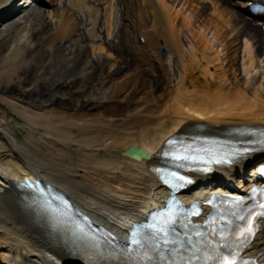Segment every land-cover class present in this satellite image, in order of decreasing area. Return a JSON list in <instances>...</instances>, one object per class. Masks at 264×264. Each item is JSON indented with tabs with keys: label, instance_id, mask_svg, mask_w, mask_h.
Segmentation results:
<instances>
[{
	"label": "bare ground",
	"instance_id": "bare-ground-1",
	"mask_svg": "<svg viewBox=\"0 0 264 264\" xmlns=\"http://www.w3.org/2000/svg\"><path fill=\"white\" fill-rule=\"evenodd\" d=\"M53 1L46 0L50 6L53 5ZM91 1L93 3H90V0H71L74 9L70 10L74 16L75 13L84 11V14L80 13L82 18L84 16L90 18V23L85 24L88 36L93 35L101 19L99 15L102 8L94 5L96 0ZM166 1L121 0L126 10H132L129 4L135 2L136 21L142 24L144 20L141 18H148L151 28L146 32L138 30L134 50L128 48L126 43L129 34L126 24L122 25L123 32L121 30L112 32L109 38L111 42L107 43L108 50L123 56L121 59L120 56L116 57V63L108 65L106 70H103L100 61H95L84 49L67 52L64 47V49H55L56 52L51 56L48 53L50 49H48V54L46 49H44L45 52H39L40 47L53 46L55 42L59 43V40L72 34V28L74 29L76 25L68 24L72 21L69 16L70 12L67 15L56 11L55 13H59L56 15L55 27H51V30L43 36L36 26V29L33 28L34 32H28L29 37L27 36L26 41H29V45L35 44V49L29 46L27 49L25 41L17 45L16 38L20 33H17L15 37L14 35L18 32L21 22H26L28 19L34 22L40 17V11L35 10L39 7L27 5L28 1L23 4L16 0L0 2V36L7 34L6 37L2 35L4 38H0V54L10 51L13 43L15 44L14 52L7 57L4 56L3 65L0 63V79L3 76L2 78L8 80V83L12 80L16 81L10 90L8 86L6 87L5 93L9 92L10 96L15 95L21 102L29 101V103L39 104L40 101L41 105L46 103L49 106L51 102L55 110L73 111L76 104H80L77 107L78 112L87 106L89 109L92 107L95 113H92L94 118H91L95 119L93 121L99 120L98 124L95 122L96 126L93 124L94 127L86 126V124L81 126L79 124V122L82 123L81 120L74 121L75 125L74 123L69 125L67 121L71 117L61 116L52 122L54 114L47 116V121L52 122L50 126H45L47 131L50 130V134L57 140V143L66 145L64 146L66 148H63L67 151L57 149L58 144L53 141L51 143L54 146L51 149H54H50V154H43L47 158L46 161L45 156L42 158L40 154L39 159L36 160L30 157L32 151L30 152L28 148L18 147L6 133V124L0 118V136L11 146L13 149H11V154L15 158L13 162L11 160L3 162L2 155L7 147L5 149V145L0 144V150L3 151V153L0 152V264H77L75 258L70 256L74 247L70 243H66V247L60 244L59 239L64 235L52 232L47 221L36 216L31 208L27 209L22 204L23 202L16 194L15 184L23 177L30 180H33L35 176L42 177L67 192L79 208L93 215L98 222L114 230L115 233L124 234L125 229L132 222L144 218L148 210L154 208L161 198L163 189L157 182L152 167L158 163L157 154L170 136L181 133L219 136L237 128L244 129L250 126L264 131V71H261L263 82L258 84L259 89L256 83L255 89H257H251L253 91L250 93L245 90L253 86L256 73L253 74V78L245 79L246 82L242 83L245 85L244 89L231 84V76L222 66L218 54H212L213 41L219 40L221 42L218 46L222 45L224 40L221 36L225 32L224 28L229 24L233 25L232 31L238 30L240 34L242 33L245 37L250 36L253 40L255 53L249 48L251 42L248 43V40L243 39L244 50L247 52L245 53L247 64L246 66H244L245 63L241 64L242 71L243 75L245 72L246 76L250 77L249 68H253L255 58L264 46L263 30L259 25L247 19L243 13L238 12V9L241 11L242 9L237 7L234 0H216V4L212 0H176L174 2H179L177 5L180 9L178 10H174V8L177 9L176 5L171 7ZM206 1L211 4L212 9V19L210 18L208 26L206 25L212 27L208 34L211 36L210 39L207 38L208 35H205L207 34L206 29L204 31L200 29V32L192 31L194 29H190L189 24L193 16H199L196 14H200L203 9V7L199 9V5L195 3L202 4ZM101 2L106 3V0ZM226 7L230 9L229 12ZM112 8L108 7L105 13L102 12L105 23L109 17L111 18ZM191 14L193 16H189ZM262 19L264 20V17ZM162 20L165 21L164 26ZM40 21L42 22L41 19ZM110 25H112V20L107 26ZM45 42L47 45H44ZM182 42L189 43L191 47L190 65L193 69L188 71L191 79H179L180 82L170 89H167L163 83L157 84V88L153 91L155 83L152 81V74H156L157 77L165 71V63L162 59L164 57L161 58L158 51L167 48L169 54L173 53L182 63ZM221 47L224 50L223 46ZM257 47H261L259 52ZM23 51L27 52L26 56L22 54ZM148 52L151 53L150 60L146 58ZM142 66H145L148 74H145ZM112 67L113 72L109 71ZM256 69L253 70L256 71ZM109 78L116 82L113 84H116L115 86H109L112 91L109 92L110 94H103L101 98L97 96V99L92 97L93 95H85L86 91L93 89L94 85ZM75 89L78 91L76 92ZM89 93L91 94L90 91ZM89 97H92L91 100L88 99ZM102 99L106 102L101 101ZM88 100L90 101L86 106ZM108 101L112 106L104 107ZM66 113L60 112L61 115ZM33 115L37 123L39 120L41 122L40 114ZM75 115L83 117L82 114L75 113ZM72 120L75 119L72 118ZM69 127H73L72 129L78 127L80 132L86 131L85 136H80L82 138L78 139L77 153L68 151L70 150L68 145L71 143L68 139H64L70 135L68 130L72 131ZM88 128L94 130L92 138L88 137L87 133L90 132ZM32 130L31 128L26 130L29 136L31 133L34 134ZM33 139L42 140L41 138ZM93 141L98 145H92ZM130 147L140 148L147 158L134 159L124 156L123 152ZM262 154H264V149L257 150L247 154L231 166L215 169L214 175L201 176L197 180L201 183L208 182V185L218 182V189L222 186L224 189H231L229 183L240 175L245 179L240 181L239 186L235 188L246 189L252 180L254 170H250L248 175L244 170ZM202 189L192 191L191 194L196 200L201 196ZM230 192L236 193V190L231 189ZM249 253L253 256L257 255L264 262V223Z\"/></svg>",
	"mask_w": 264,
	"mask_h": 264
},
{
	"label": "rangeland",
	"instance_id": "rangeland-1",
	"mask_svg": "<svg viewBox=\"0 0 264 264\" xmlns=\"http://www.w3.org/2000/svg\"><path fill=\"white\" fill-rule=\"evenodd\" d=\"M2 1L3 0H0V2H2ZM16 1L17 2H22V4H23V2H25V1H31V0H16ZM43 1L45 2V0H43ZM59 1H60V3H59ZM59 1L57 0L55 2V0H54L53 3H52L53 4L52 6L48 5L47 2H45V4H44V2H43V4H40L39 2L38 3L35 2L33 4L34 6L40 8V9L39 8H36L35 10H39L40 13H41V15H40L39 18H37V20H34V22H33V20H30V19H28L29 21L27 20L26 22H21L22 24H20V27L18 29V32H16V34L14 35V37H15L16 35H18L17 33H20L17 36V38H16V41L18 42L17 45H21L25 41V44L27 46V49H28V46L29 47H32V49H35V44L32 43V44L29 45V41L28 42L26 41V38L29 37V33L35 31L33 28H35V26H36V28H39L38 32H40L41 33V36H43V35H45L47 33V31L51 30V27L52 28L55 27L54 25H56L55 24L56 23V15H58L59 12H62L64 14L66 13L67 15L70 12V15L69 16L71 17L70 20H72V21L71 22L69 21L68 24L70 25L71 23H74L76 25V27L74 26L75 27L74 29L72 28V30H73V31H71L72 34L71 35L68 34V37H66L64 39H61V41L59 40V43H58V41L55 42L53 44V46H49V47H45V48L40 47L39 49L38 48L37 49L39 50V52H43L44 49H46V53L48 52V49H50L49 52H48L50 56L53 53L56 52L55 49H64V47H65V49H66L67 52H69V51L76 52L79 49H84L85 51L87 50V53H88V55L91 58H93L95 61H100L102 63V66H103V70H106L107 67H108V65H110L111 63L113 64L114 62L116 63V61H117V59H115L116 57L119 58L118 56H120V59H121V57L123 56V55H119V54H116V53H113V52L111 53L108 50L109 47H108L107 43L109 44L111 42V39H109V38H111L112 32H114L115 30L116 31L117 30H121V32H123V26L122 25L126 24L127 30H128V33H129L128 34V39L126 40L127 41L126 43L128 45V48H130V49L133 48V50H134L135 47H136V44H137V36H138V32H139L138 30H140V32H146V31H149L150 28H151V26H150L151 24H150V21H149L148 18L142 17L141 19L144 20L142 24H139L136 21L135 15H136V8H137V6H136V3L135 2L133 4H129V7L132 10H130V9H127L126 10L124 8V5L122 4L121 0H106V3L101 2L102 0H96V2H94V5L95 6H98V7H100V6L102 7L100 9V15H99V18H101L102 20L100 19L99 21H101V22L103 21V22L101 23V22L98 21V24L96 25V28H95L94 32L92 33L93 35H89L88 36V33H87V31L85 29H86V25H88L90 23V18L87 17V16H84L82 18V15H80V13L84 14L85 12L83 10L82 11L84 13L83 12L75 13V16H74V14L71 12L74 9L71 0H64L65 1V4L64 5H63V2H64L63 0H59ZM134 1H137V0H134ZM174 1H176V0H167L166 2H168V5H170L171 7H174L176 5L175 7H177V9L174 8V10L180 9V7L177 5L179 2L176 3ZM178 1H180V0H178ZM212 2L216 4V0H212ZM90 3H93V2L90 0ZM113 4H114V6H112ZM102 5H104V6H102ZM195 5H197V6L199 5V9H200V7H203V9H201V13L200 14L199 13L196 14V15H199V16H195V15L193 16L192 14L189 15V16H193L194 17L192 20L189 21L190 29H194L192 31H196V32H200V29H202V31H204L206 29V32L205 33H207V34H205V35L207 36L209 34V32H211V30H212V27H207L208 24H209L208 21L210 20V18L212 19V15H211L212 9L210 7L211 4L207 3V1H206L205 3H202V4L195 3ZM108 7H111V8L113 7V8L111 9V18L109 17L108 21L105 23L104 20H103V16H104L103 13H105V9H107ZM199 9H196V10L200 11ZM227 9H228L227 11L229 12L230 9L229 8H227ZM56 11H59V12L55 13ZM108 12H109V10H108ZM239 13L242 14L243 12H239ZM79 17H80V19H79ZM206 18H207V20H206ZM40 19L42 20V22L40 21ZM80 20L82 21V23H81ZM111 20H112V25L107 26L108 24H110V21ZM163 20H162V22H163ZM38 21H40L41 23L38 22ZM204 22L205 23L207 22V23L205 24ZM252 22H254V21H252ZM164 24H165V21L163 22L162 25L164 26ZM232 26L233 25L229 24L228 26H226V28H224L225 29V32H224L223 36H221V37H223V40H224L222 42V45L218 46L219 42H221L219 40L218 41H213V46L214 47L212 48V52H213L212 54H215V53L218 54L219 58L221 59L222 66L227 71V73L231 76V84H235V85L240 86V87H242L244 89L245 88V85H243L242 83H245L246 82V80H245L246 78H253L254 75H255V73H256V75H255L256 76L255 77L256 80H254V82L252 83L254 87L253 86L252 87H247L248 89L245 90V91H248V92L252 93V91L255 89V87L258 86L257 88L259 89V85L258 84L259 83L262 84V82H263L261 78H262V72L264 71V64H263L264 63V50H263L264 49V46H263L262 51H261L262 53L260 52V54H258L256 56V58H255V65L253 64V68L252 67L249 68V70H250V77H248V75L246 76L245 72H244V75H243V71H242V69H243L242 65L243 64L242 63H245L244 66H246V64H247V62H246V60H247V58H246L247 57V54H245L247 52L244 50V44H243L244 41H243V39L248 40V43L251 42V43H249V48L252 49V52L253 53H255V50H253V49H255V47H253V43H252L253 40L250 39L251 38L250 36L249 37H245L242 33L240 34L238 30L232 31V29H233ZM181 28H183V27H181ZM263 34H264V32H263ZM2 35L5 36L7 34H1L0 38L3 37ZM207 38L210 39L211 36L208 35ZM67 39H69V40H67ZM79 39H81V40H79ZM220 40H222V39H220ZM138 41H140V39ZM184 41H185V39H184ZM77 42L79 43V45H78ZM57 44L58 45L60 44V45L58 46ZM44 45H47L46 42H45ZM251 45H252V47H251ZM13 46H15L14 43H13ZM13 46L10 49V51H4L2 54H0V63H1V65L4 64L3 60L5 61V57L9 56L11 53L14 52ZM221 46H223L224 50H222V47ZM67 48H68V50H67ZM181 48H182V58H181V62L183 64L185 63L184 66H183L182 63H180V60H177V58L175 57V55L173 53H170L169 54V51H168L167 48L163 49L165 51V53H166L165 54V57L164 58H162L161 56L160 57L164 60V63H165V71H164V73L157 75V77H156V74H154V73L152 74L154 77L150 75L151 78H152V81L155 83V86L153 88L151 87L152 90L157 88V84L159 85V84L163 83V85H166L167 89H170L171 87L174 88L180 82V80H182V78H187V80L191 79V76H190L191 74L190 73L188 74V71L190 72L191 69H193V67L190 65V59L192 58L190 44L187 43V42H182ZM218 48H220V49L218 50ZM260 48L261 47H257L258 52L260 51ZM160 50L158 51V55H159ZM25 52L23 51V53H22V54H24V56H26V54H27V52L26 53ZM242 54H243V56H241ZM146 58L149 59V60L151 59V53L150 52L147 53V57ZM241 59H244V60H241ZM256 62H258V63H256ZM114 65H116V64H114ZM189 65H190V67H189ZM131 66H132V62H131ZM182 66L183 67H187V68L184 69ZM176 67H177V69H176ZM86 68H85V71L87 70ZM154 68L157 69V66L154 65ZM112 69H113V67L109 71H112L113 72ZM142 69L145 72V74H148L147 71H146L145 66H142ZM253 69H256V71L253 70ZM184 71H186V72H184ZM112 72H109V73H112ZM123 74H125V73H123ZM187 74H188V76H187ZM257 74H258V76H257ZM2 77L3 76H1V79H0L1 80L0 81V118H2L3 122L6 124V128H7V132L6 133L9 134V137H11L13 139V141H15V144L18 147L19 146H22L21 148H23V146H24V148H28L30 150V152L32 151L30 153V157H34L36 160L39 159L40 154H41L42 158L45 156V155H43L44 153L45 154L46 153L50 154V149H51V147L54 146V144L51 143L53 141H54L55 144H58V145H56L57 146V149L67 151V149H64V148H66V147H64L66 145H61L60 143H57L56 142L57 140L52 136V134H50V130L47 131L46 127L47 126H50V123H52L53 121H56L57 118H59V117L62 116V117H66V118L71 117V119L69 118L68 121H67L69 123V125H73V123L75 125V122L74 121H77V120H81L82 123L79 122V124L81 126H84L85 124H86V126H89V125L94 126L93 124H95V122L98 124L99 120L97 121V119H96V121H93L95 119H92L91 118V117L94 118V116H93L94 114H92V113L93 112L95 113V110H93L92 107H90V109H89L88 106H87V104H89V101L91 100L90 98H92V97H94L95 99H97V96H98V98L99 97L101 98V95H103V94H105V95L106 94H110L109 92H112V91L110 90V87L109 86L113 87V86L116 85V84L113 85L116 82L112 81L111 78H109L107 80H104L103 82H101L99 84H96L97 86L94 85L93 89H91L92 91L89 90L91 92V94L89 93V91H86V94H85L86 96L93 95L92 97H89L88 98L90 100L86 101V104L85 105L87 107L86 106L85 107L87 109L86 108H83L81 110L82 112L81 111L78 112L77 107H79L80 104H76L74 106V107H76L75 110L68 111V110H64V109H62V110H59V109L55 110L54 109V106H53V104L51 102H50V106L48 104H46V103H44L43 105H41L40 104V101H39V104L37 102H35V103L34 102H30L29 103V101H24V102L22 101L21 102V101L17 100V98L15 97V95L10 96L9 92H6L5 93L6 87L8 86L9 87V90H10L14 86V84H16V81L15 80H12L11 83L10 82L8 83V80H6V79H4ZM2 82H3V84H2ZM168 82H170V84ZM7 83H8V85H7ZM164 83H166V84H164ZM256 83H257V86H255ZM251 89H253V90H251ZM75 91L77 92L78 89L77 90L75 89ZM107 91H108V93H107ZM80 101H81V99L79 100V102ZM101 101L106 102V101H104V99H102ZM109 105H110V101H108L107 103H105V106L104 107H107L108 108ZM110 106H112V105H110ZM60 112H64V113L67 112L66 113L67 116H66V114L65 115L64 114L61 115ZM36 113L37 114H40L42 116L41 122L38 119L39 121L37 123V121H36V119H35V117L33 115V114H36ZM75 113L76 114L77 113L78 114H82L83 117H76ZM53 114H54L55 117L53 116L52 122H50V121L48 122L47 119H46V117L47 116L50 117ZM58 115H60V116H58ZM74 115H75V117H74ZM43 118H45V120ZM72 118L75 119V120H72ZM89 119H91V121ZM106 120H110V119H107L106 118ZM70 123H72V124H70ZM97 124H95V126ZM28 128L33 129L32 131L34 132V134L31 133V135H30V136H32V138H30V136L27 134V131L26 130ZM69 128L72 129L73 127H69ZM88 130L90 131L89 133H87L88 134V137L89 138H92V136L94 135V132H93L94 130L93 129H89V128H88ZM68 134H70L71 136L69 135L68 138L67 137L64 138V139H68V141L71 143L70 145H68V148L70 149L68 151H70L71 153H77L78 148H79V147H77V143L79 141L78 139L84 137L85 134H86V131L83 130V132H80V129L78 127H74V129H72V131L71 130L70 131L68 130ZM80 136H82V137H80ZM70 137L72 139H70ZM33 138H41L42 140H40V139L39 140H36V139L34 140ZM3 140L4 139L1 138V136H0V144L5 145V149L7 147L8 150L6 149V152H4V153H3V151L0 150V152L3 153V155H2V161L3 162H5V161L6 162H9L11 160L13 162L14 161L13 159H15V158H14V155L11 154V149L12 148H11V146L9 144L6 143L5 140L4 141ZM31 142H33V143H31ZM93 143L94 144H92V143L91 144L92 145H98V144H95L94 141H93ZM30 147H32L33 149H31ZM36 149H39V150H36ZM53 149L54 148H52L51 150H53ZM7 157H9V158H7ZM45 158H46V156L44 157V159ZM45 160L47 161V158ZM238 182H239L238 177H236V179L234 180V184L237 185ZM92 217H93V215H92ZM93 218H95V217H93Z\"/></svg>",
	"mask_w": 264,
	"mask_h": 264
},
{
	"label": "snow or ice",
	"instance_id": "snow-or-ice-1",
	"mask_svg": "<svg viewBox=\"0 0 264 264\" xmlns=\"http://www.w3.org/2000/svg\"><path fill=\"white\" fill-rule=\"evenodd\" d=\"M176 159H183V157H175ZM180 179H184L183 177H180ZM175 221L172 220L171 218H169V220L167 221L166 225L164 227H157L156 224H150L148 225V229L151 231L152 233V239L154 241V243L152 244L153 249L155 250H160L162 248V246L164 248H167L169 245L173 246V249H175V246L180 244L182 245L183 242L180 241L178 238H172L170 239V231H169V226L174 225ZM252 231V227H251V222H249L247 229L245 230V232H241L240 235L244 236L246 234H250ZM171 232H175V228L171 229ZM199 235V234H197ZM140 233L139 232H134L132 234V239L130 241V243L132 245H137L140 247H143V237H140ZM188 243H191V237H187ZM148 259L150 260L151 257H148ZM222 264H237V261L234 259H228L225 258L222 261Z\"/></svg>",
	"mask_w": 264,
	"mask_h": 264
},
{
	"label": "water",
	"instance_id": "water-1",
	"mask_svg": "<svg viewBox=\"0 0 264 264\" xmlns=\"http://www.w3.org/2000/svg\"><path fill=\"white\" fill-rule=\"evenodd\" d=\"M160 54L162 56H164L165 52L162 50L160 52ZM123 155L126 157H130V158H134V159H138V158H147V155L145 154V152L141 149H135V148H128L127 150H125L123 152Z\"/></svg>",
	"mask_w": 264,
	"mask_h": 264
}]
</instances>
